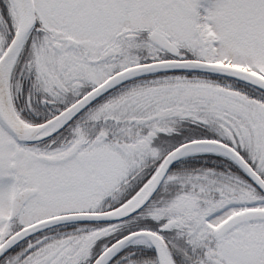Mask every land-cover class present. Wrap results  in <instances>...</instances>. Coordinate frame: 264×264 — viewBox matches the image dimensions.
<instances>
[{"label":"snow or ice","instance_id":"1","mask_svg":"<svg viewBox=\"0 0 264 264\" xmlns=\"http://www.w3.org/2000/svg\"><path fill=\"white\" fill-rule=\"evenodd\" d=\"M0 264H264V0H0Z\"/></svg>","mask_w":264,"mask_h":264}]
</instances>
